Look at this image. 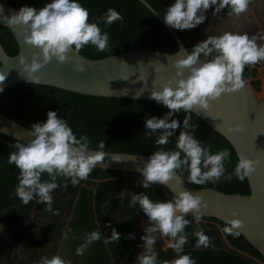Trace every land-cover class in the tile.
Here are the masks:
<instances>
[{"label": "trees", "instance_id": "1", "mask_svg": "<svg viewBox=\"0 0 264 264\" xmlns=\"http://www.w3.org/2000/svg\"><path fill=\"white\" fill-rule=\"evenodd\" d=\"M146 1L162 14L171 3H174V0ZM0 2L18 8L27 5L39 9L51 0H0ZM78 2L89 11V22L97 23L102 32L109 35V46L106 51L99 52L94 45L88 44L79 51L84 56L94 59L135 50L166 52L179 50L175 37L161 19L138 0H78ZM108 9L116 10L123 19L107 24L105 16ZM214 10L215 6L206 13ZM230 11V8H225L219 13L229 14ZM175 30L183 39L188 51L207 36L220 35L204 32L196 27ZM0 42L10 56L18 54L16 40L7 27H0ZM257 74L256 66L245 67L244 79H250L253 88L260 91L261 81L255 79ZM49 110L56 111L59 117L65 119L77 138L86 135L90 141V149L148 156L160 149L177 150L176 143L179 132L183 130V120L189 115L190 124L197 126L193 135L203 146L209 147L212 154L224 149L231 153L230 159L224 161L225 176L234 173L239 160L231 144L222 135L194 113H185L183 110L171 117L181 122V128L176 130L166 145H157L155 141L158 134H153L151 137L146 134V120L153 116L163 118L169 110L155 100L95 96L32 82L15 83L0 92V112L30 129L35 123L45 122ZM101 141L105 142L102 150L99 149ZM19 142L21 141L0 133V225L2 221L12 225L14 240L34 237L40 245L58 241L68 224L66 236L75 233L76 237L81 236L87 240V235L91 232L101 233L100 240L87 244L91 253L87 264H138L136 258L141 253V237L145 235L142 223L146 221L150 224V221L138 203L133 205L130 202L132 195L143 192L153 201H166L174 197L170 189L159 184H151L144 188L142 179L133 186L132 193L127 194L125 179L122 176H142V174H125L95 167L87 180L80 181L76 186L71 184L70 179L58 178L57 183L60 187L52 192V210L48 211L47 205L42 204L36 209L31 222L33 209L39 202L33 200L25 205L17 197L19 170L14 164L8 163L9 155L17 151L15 144ZM183 155L181 153L182 158ZM178 171L186 180L188 179L187 168L182 167ZM48 179L50 178L47 173L42 174V181ZM187 182L190 183L188 180ZM192 185L199 188H213L227 194H250L247 177L243 182L232 175L231 180L221 177L215 183ZM43 217L50 218L49 224L41 226L39 220ZM185 218L190 223L185 228L187 243L182 254L190 255L196 264L264 263V256L244 235L234 237L223 232L226 226L224 222L202 217L201 222L197 224L192 214H188ZM112 228L121 234L120 240L105 243V240L110 239ZM198 231L210 237L209 247L195 246L198 239L195 233ZM130 234H134V238H129ZM223 234L235 249L228 247ZM154 235L157 237L154 248L163 247L154 250L158 264L176 259L177 254L174 250L166 246L168 238L162 237L159 233ZM144 243L143 241V249H145ZM11 259L12 257L8 256L5 264H12Z\"/></svg>", "mask_w": 264, "mask_h": 264}, {"label": "clouds", "instance_id": "2", "mask_svg": "<svg viewBox=\"0 0 264 264\" xmlns=\"http://www.w3.org/2000/svg\"><path fill=\"white\" fill-rule=\"evenodd\" d=\"M250 2L251 0H174L167 7L163 19L166 25L174 29H193L205 21V13L213 6V15L230 8V15L239 16L248 10ZM89 15V11L78 0H51L39 9L25 5L10 18L4 17L10 25L23 26L25 42L39 49V52H33L30 63L26 56L20 57V63L31 81L38 82L35 74L53 58L60 63L67 62L70 52L74 50L78 53L88 44L94 45L99 52L108 49L109 35L102 32L97 23H90ZM122 19L121 14L114 9H108L105 16L107 24ZM181 50L186 55L174 61L176 75L151 92V98L169 110L163 118L153 116L146 120V134L149 137L158 134L155 141L157 145H166L176 130L181 128L178 119H171L175 113L181 110L190 113L194 106L206 110L211 101L220 98L222 94L243 89L246 84L245 67L264 61V45L257 43L256 36L250 37L247 33L225 31L220 35L207 36L194 45L191 51ZM76 67L78 71L84 70L83 64H77ZM5 79L6 74L3 72L0 74V84ZM2 91L3 88L0 87V92ZM189 121L190 116L186 115L183 130L177 138V150L155 151L143 162L144 166L138 169L143 176L141 183L144 188L151 184L168 188L177 170L182 167L189 171L187 180L196 185L215 183L221 177L231 180L232 175L243 182L256 170L259 161L240 154L234 173L225 176L224 161L230 159L231 153L224 149L212 154L211 149L203 146L193 135L197 126ZM28 136L26 143L15 144L17 151L12 152L8 158V163L14 164L19 170L16 195L25 205L33 200L43 203L47 205L48 211L52 210V192L60 187L58 178L70 179L71 184L76 186L80 181L87 180L98 162L104 161L106 156L103 151H89L88 137L84 135L77 138L67 121L53 110L47 112L45 122L32 125ZM104 147L105 142L101 141L99 149ZM181 153L184 154L183 158ZM116 160L119 161V158ZM44 173L50 179L42 181ZM130 202L133 205L138 203L150 221V226L145 229L146 235L141 237L145 242V250L137 256L138 264H158L154 251L157 239L155 233L168 238L166 246L177 254L176 259L165 261L164 264H196L190 255L182 253L187 243L185 228L190 223L185 217L191 213L199 224L202 220L201 209L207 208V203L199 192L193 193L182 188L174 193L172 200L166 201H153L142 192L133 194ZM225 225L224 233L239 237L244 221L234 211L231 217H225ZM195 235L198 237L195 245L197 248L211 245L210 237L202 231ZM120 237L121 234L112 228L110 239L105 240V243L119 241ZM129 238H134V234H130ZM100 239L101 233L93 231L87 235L86 243ZM83 251V247L77 249L78 254H83ZM40 264L66 262L54 255L50 259L42 258Z\"/></svg>", "mask_w": 264, "mask_h": 264}, {"label": "water", "instance_id": "3", "mask_svg": "<svg viewBox=\"0 0 264 264\" xmlns=\"http://www.w3.org/2000/svg\"><path fill=\"white\" fill-rule=\"evenodd\" d=\"M138 1L161 19L175 37L178 51L186 49L177 31L165 24L164 14L146 0ZM19 10L18 7L0 2V27H7L11 31L19 49L17 55L10 56L0 42V74H6L5 81L0 84L2 88L15 83L32 82L95 96L154 100L151 98L153 88H160L175 76L177 69L174 61L186 55L183 50L179 53L135 50L92 59L73 50L68 54L67 62L60 63L53 58L35 74L38 82L31 81L20 63V57L26 56L30 63L33 52H39V49L25 42L23 26L10 25L4 19L5 16L10 18ZM77 64H83L84 70L78 71ZM245 81L243 89L222 94L220 98L211 101L206 110L194 106L192 113L222 135L231 144L238 158L243 154L259 161L256 170L247 177L250 194H227L213 188H199L188 183L178 170L168 188L173 194L182 188L193 193L199 192L207 203V208L201 209L203 218H213L225 223V217H231L234 211L237 212L244 221L241 234L264 256V98L258 95L248 80ZM30 130L0 112L1 134L26 143ZM104 153V161L98 162L96 168L125 174H142L138 169L150 157L133 153ZM42 204L39 202L33 209L31 219Z\"/></svg>", "mask_w": 264, "mask_h": 264}, {"label": "rangeland", "instance_id": "4", "mask_svg": "<svg viewBox=\"0 0 264 264\" xmlns=\"http://www.w3.org/2000/svg\"><path fill=\"white\" fill-rule=\"evenodd\" d=\"M214 13V12H212ZM206 15V19L203 23L199 24L198 26H196V28H198L201 31L204 32H213L216 34H221L223 32H225L226 30H233L234 32H239L238 29L240 30L239 33H247L250 37L251 36H256L257 37V43L260 45H264V0H251L249 6H248V10L245 13L240 14L239 16L236 15H221V13H217L215 15L213 14H209V13H205ZM257 67L258 70V74L256 76L255 79H258L261 81V89L258 92V95L262 98H264V90L262 89L264 86V61H260V64L257 63L255 65ZM248 81L250 82V79H248ZM143 176H130L127 175V177L125 178L126 183H125V189L127 194L132 193L133 191V186L139 181L142 180ZM146 215V214H145ZM43 220L40 221V223L42 225H45L44 223L49 224L50 222V218L48 217H43ZM3 223H5V221H2ZM143 225V224H142ZM0 234L2 233L3 236V240L5 239V237L8 235L6 234L8 230V226H4L1 225L0 226ZM147 227V226H145ZM67 237H71L74 238V240H76V242H78V239H76V234L73 233V235L71 236H67ZM31 240V244L29 246H24L23 248V258L22 260L25 258V264H36V260H34L33 262H31L30 260V254L32 253V251H34L37 254H45L46 257H48L49 259L54 256V255H58L61 258H63L62 254H64V249L61 252V249H59V245H61V243H58L57 247H58V253H57V247L56 248H52V246L46 247L45 250L39 248V242L38 240H36L35 238H30ZM54 242V241H52ZM33 245H35L34 247H32ZM54 245V244H51ZM63 246V244H62ZM64 246H67V242L65 243ZM77 247V246H76ZM76 247H71L68 250V255L69 256H73L76 252H75V248ZM157 248H163V247H157ZM156 249V248H154ZM145 250V249H144ZM6 251V249H5ZM21 251V250H20ZM86 255L84 254H79V259L82 262L85 259ZM29 259V260H28ZM36 259V258H34ZM18 264H20V262H18ZM70 264V263H69Z\"/></svg>", "mask_w": 264, "mask_h": 264}, {"label": "crops", "instance_id": "5", "mask_svg": "<svg viewBox=\"0 0 264 264\" xmlns=\"http://www.w3.org/2000/svg\"><path fill=\"white\" fill-rule=\"evenodd\" d=\"M209 14H213L212 12L209 13ZM223 15V14H221ZM134 176V175H133ZM135 176H140V175H135ZM127 175H124L122 176V178H126ZM125 183H126V180H125ZM36 214V213H35ZM35 216V215H34ZM34 218V217H33ZM33 218L31 219V222L33 220ZM72 216L70 217V220H71ZM43 219H40V221H42ZM69 220V221H70ZM68 221V222H69ZM41 224V223H40ZM45 225L47 223H44ZM142 228L143 230L145 231V226H150V224L146 223V221H144L142 223ZM1 225H4V226H8V230L9 232H7L6 234H8L5 239L3 240V236H2V233L0 234V264H5L6 263V259L8 256H11L12 259H11V263L12 264H18V262H20V264H25V258L22 260L23 258V248L24 246H30L31 244V240L30 238H34V237H29V238H20L18 240H14L13 238V230H12V225H7L6 222L5 223H1ZM0 225V226H1ZM45 225H42L41 226H45ZM218 225V224H217ZM219 226V225H218ZM67 228H68V224L67 226L65 227V229L63 230V236L61 239H59L58 241H54V242H49L47 244H39V248L45 250L46 247H49V246H52V248H56L58 243H61V245H59V249H61V252L62 250L64 249V254H62L63 256V260L66 262V264H87V261L91 255L90 251H89V248L87 247V243H86V239H83L81 236L79 237H75L76 239H78V242H76V240H74V238H71V237H67L66 236V233H67ZM1 229V227H0ZM223 233V232H222ZM40 234V232L38 233V235ZM145 235H146V232H145ZM224 236V240L225 242L227 243L228 247L230 248H233L235 249L227 240V238L225 237V235L223 234ZM37 240V239H36ZM67 242V246H64L65 243ZM51 244H54V245H51ZM63 244V246H62ZM86 245V246H85ZM35 245H33L32 247H34ZM77 246V247H76ZM71 247H76L75 248V254L73 256H69L68 255V250L71 248ZM84 248V254L86 255L85 259L81 262L80 259H79V254L77 252V249L78 248ZM6 249V251H5ZM157 249V248H156ZM164 249H168V248H164ZM21 250V251H20ZM155 250V249H154ZM35 251V250H34ZM34 251H32V253L30 254V260L31 262H33L34 260H36V264H40V261L42 258H45L46 255L45 254H37L35 253ZM144 251L143 249V240L141 242V252ZM57 253H58V247H57ZM246 254V253H245ZM248 255V254H247ZM22 256V258H21ZM36 258V259H34ZM48 258V257H47ZM255 259V258H254ZM29 260V259H28ZM260 262V261H258ZM262 263V262H261ZM264 264V263H262Z\"/></svg>", "mask_w": 264, "mask_h": 264}, {"label": "flooded vegetation", "instance_id": "6", "mask_svg": "<svg viewBox=\"0 0 264 264\" xmlns=\"http://www.w3.org/2000/svg\"><path fill=\"white\" fill-rule=\"evenodd\" d=\"M226 31L234 32V31H233V30H231V29H230V30H226ZM238 31L240 32V30H239V29H238ZM259 64H260V62H259Z\"/></svg>", "mask_w": 264, "mask_h": 264}, {"label": "bare ground", "instance_id": "7", "mask_svg": "<svg viewBox=\"0 0 264 264\" xmlns=\"http://www.w3.org/2000/svg\"><path fill=\"white\" fill-rule=\"evenodd\" d=\"M263 90H264V86H263V88H262ZM264 93V92H263Z\"/></svg>", "mask_w": 264, "mask_h": 264}]
</instances>
